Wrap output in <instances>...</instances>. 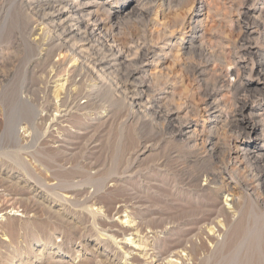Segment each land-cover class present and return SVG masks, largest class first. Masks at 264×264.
Instances as JSON below:
<instances>
[{"label": "bare ground", "instance_id": "bare-ground-1", "mask_svg": "<svg viewBox=\"0 0 264 264\" xmlns=\"http://www.w3.org/2000/svg\"><path fill=\"white\" fill-rule=\"evenodd\" d=\"M13 1L14 0H12V2ZM164 1L166 0H123V4L119 6L120 10L116 8L118 0H108L106 2L104 0H15L13 3L17 6L18 11L23 10L26 12L27 17H30L31 21L33 20L32 22L35 24L32 29L30 28L31 30L28 36H25L26 38H24L22 42H24V48L28 49L29 54L34 51L36 47H41L37 59L35 58L41 61V64L48 62L50 55L56 52L61 61L68 60L72 62L70 67L76 68L79 66V64L76 63L78 62L76 56H79L81 51L77 52V48L74 47L75 45L78 43H82L81 45L91 44L89 49L93 54L96 52L94 44L102 46L97 49V51H100L98 57L100 54L102 57L96 60L95 58L97 56L94 57L93 69L95 70V74H98L100 77H107L108 75H115V77H117L121 75L124 81H119L118 84H121L118 85V88H125L122 92H126L127 87L131 89L130 92H127L130 96H125V99H130V103L128 99L129 106L127 108L132 110V115L136 117L140 114H148L162 121L163 125L171 130V133L185 135V139L190 142L196 137V130L192 132L187 131L189 125L188 118L186 116L180 118L178 115L179 110L172 107L174 105L169 107H167L168 105L156 107L157 99L154 97L155 95L153 96L151 94L153 91H151V83L160 76L158 77L157 73L154 71V73H148V67L154 62L156 63V59L160 56L159 52L161 50L159 49H161V47H158V44L161 43V41L167 40L169 36H173L177 31H181V29L191 33V39L188 41L189 50H196L200 54L206 50L204 47L205 35L203 28L204 22H207V18H203L205 13H202L205 3H207L206 0H182L188 7L186 8L187 11L184 13V17L180 20L178 19L179 14H177V16H175L178 20L174 17L172 21H161L158 19L157 9L153 18L148 19L152 21L151 25L153 27H159L158 30L149 31L145 29V31H143L144 34H141L142 37L137 44L131 40V45L122 47L120 43L121 37L125 35L123 34V27L126 24H130V21L134 18L133 16L141 15L144 10H149L147 8L154 10L152 8L164 7ZM126 9H128V11H125ZM167 10L170 11V9ZM210 11L208 10L206 13ZM29 14H31V16ZM241 14L242 12H240V15ZM181 16H183V14H181ZM249 24L254 30L253 33L255 37L253 39L251 38V41L247 36L240 34L239 41H241V45L237 47V50L235 49L233 60L228 62L226 68L220 69L219 75H215L216 79L214 81L211 80L212 88L199 89L200 97L197 103V110L198 112H202V115L204 114L208 119L210 118L209 120L207 119L208 121L214 124L221 123V135H217L218 132H216L215 125L213 126L214 128L211 126L207 132H205L206 134L201 143L203 149L202 155L204 156H215L220 149V139L222 140L223 135H227V133L232 134V130L236 128V126L239 127V125L240 131H237L238 133L237 135L235 133V136L233 133L232 137H247L253 134L255 140L262 142L259 150H256L259 152H248L242 157L244 160H252L251 162L248 161L250 167L255 166L256 169H259L252 170V168H248L250 170V178L248 179V185H246L249 188V194L245 195V197L247 196V200L249 201L248 211L251 221L250 224H247L245 232L248 236L259 237L264 241V206L262 205L261 210L258 209L261 196L263 197L264 195V113L257 114L253 111L246 113L244 110L245 102L242 104L240 102V105L234 103L229 111H225L227 107L225 105L219 106L216 99L218 86L222 88L226 87L234 93L242 92L244 80L249 76H254L262 82V87L258 90V93H256L258 95L257 97L264 100V48L259 45V40H261V42L264 41V15H259L258 18L255 16L251 23H246L247 30L244 28V33H247L248 36L252 33L248 30L250 27H247V25L249 26ZM225 37L221 39L224 43L227 41ZM194 39L200 41L199 45L196 47L193 45ZM231 46H233V43ZM233 47H235V45ZM102 48L106 50L105 53L102 52ZM134 49L137 50L135 56L136 61L133 68L130 69V56ZM231 51L232 50H230V52ZM133 53H135V51ZM94 55H97V53ZM177 56L175 57L176 60L179 59H177ZM240 59L243 61L241 62ZM244 59L246 60L244 61ZM54 65L51 67L52 70L50 71L54 72L53 68H58L61 64L59 63L57 66ZM122 69H124V73H121L122 71L120 72ZM192 69L194 70V74L197 73V82L201 81V75L204 73V70H202L203 68L195 67ZM26 71L23 69V82L19 87V91L24 86L27 75ZM160 74L162 75V73ZM229 77H234L235 82L233 84L229 83ZM207 81L206 85L209 87L208 83L211 81L210 79ZM51 83H53V85L49 88L47 87L48 89L46 88L43 92L44 97H42L44 99V105H40L43 115L41 114L38 120L41 121L42 134L45 138L49 136L48 141L53 144L51 147L54 149V153H61L60 147H62V144L68 142V140H66L67 138L70 141L74 138L83 136L86 134L84 131L85 129L93 127L94 122H98L99 124V122H102L101 120L103 118H109L108 115L111 111L104 108L99 115L90 118V121H93V123L87 126L81 123L80 120L74 119L75 121L73 123V120H71L73 114L81 112L78 114L79 116L88 117L87 110L91 102L84 101L77 104L74 103L75 98H71V102L68 101L70 97L69 91L76 90L80 87L79 85L76 86L75 82H69L68 78H60L59 76V78L54 79ZM92 87L95 88L96 84ZM98 88L99 87H97V89ZM123 94L126 95L125 93ZM245 98L246 97H244V100ZM13 105L15 111L18 110V112L8 119L0 137L4 135L14 142L18 149L16 153H18L19 150L25 147V142H28L27 139L31 138L32 140V134L28 132V130H31L33 133L38 130L37 125H39V123L35 124V120H37L36 117L39 115L36 114L37 110L35 111L36 107H34L33 103L27 102V100H17ZM179 105L178 103V106ZM21 116H25L28 121L26 126L20 127L21 129L19 130L16 127L18 124H15L16 119L14 118ZM73 124H82L84 128H77V126H73ZM70 126L74 128V130H71V134L66 133L65 130V128L69 129ZM55 127L59 128L54 129ZM171 138L173 137L171 136ZM29 142H31L30 139ZM46 143L47 140L43 141V145H47ZM145 144V142L143 145L138 144V149L133 155L128 156L127 171L130 170L129 168L132 167L133 164H138V162L141 161V155L145 152H149V147ZM195 145L196 144H194V146ZM152 146L151 150L153 149ZM140 148L141 155H138L137 153L140 151ZM237 148V145L233 148L235 149V155L232 154L230 151L231 149L226 151L229 155V161L231 158H239L238 156L240 154H238V152L242 151V149L240 150ZM14 155L16 154L14 153ZM198 157H200V155ZM198 157L196 159H198ZM13 158L17 161H14L16 162L15 164L19 165L17 167L21 166V170H19L23 171L26 179H23L24 184L22 187L16 186V190H19L18 193L16 191V193L10 192L9 188L11 186H6L9 187V191L7 192L8 195L11 196L10 198H12L10 201L14 199V203H11L10 206H4L0 200V264H51L54 262V259L56 260L55 264H203L205 260H209L212 256L220 254L224 247H226L225 245L229 233H235L238 229V227H234V225L238 222V215L240 214L239 207L243 195L241 193L239 196L237 193H239L242 187L235 183V185L226 183L221 172L217 174H211L210 172L206 174L203 173L206 184L198 186L199 192H209L215 208V212L213 211L214 214L211 212V214H209L210 217L205 221H199V225L195 230L183 232V230L177 226H170L171 223H167L168 221L165 222V219L150 217V209L147 211L144 210L142 202L139 204L138 202L130 204L127 199H122L120 196H112L115 192L123 189L122 186H125V182L120 178H115L111 180V184L107 185V181L111 176L109 172L104 174L96 172L95 175H92L88 171H85V176L77 182H73V180L67 178L66 175V177L57 182L46 183V177L43 178L41 172L47 174L50 169L43 168L40 173H36L33 167H31L30 162L20 159L19 154L13 156ZM48 160L53 164L56 159L50 156ZM15 164L12 165L15 166ZM230 164L231 163H229V165ZM232 165L234 166V163H232ZM58 167L57 173H63L64 175L71 170V168L68 170L69 166L68 168L63 165ZM79 169L81 168L79 167ZM2 170H5V168H2ZM127 171L125 173H127ZM6 172L9 173L8 171ZM1 180L4 179L1 178ZM31 180L32 182H30ZM4 182L6 183V181ZM17 183H15L14 186ZM33 183L38 184L39 188H44L49 197H43L39 200L37 198L38 190ZM6 184L8 185V183ZM87 186L90 188L89 190L86 188ZM4 189L2 191L7 190V188ZM57 191L63 192V194L60 195L56 193ZM2 195L3 192L1 194L0 191V199ZM220 196H224L223 202L219 200ZM19 209H21V211ZM38 211H42L46 215L45 221L47 222L48 229L44 232V235L38 234V229L35 230V219ZM220 218H222V220H220ZM55 235H58L61 239L53 243L52 239ZM19 236L23 237L24 245L22 246L21 257L15 260V257L10 253V249L14 250V244L17 242L16 239ZM262 250H260V256L263 259L262 264H264V250Z\"/></svg>", "mask_w": 264, "mask_h": 264}, {"label": "rangeland", "instance_id": "rangeland-1", "mask_svg": "<svg viewBox=\"0 0 264 264\" xmlns=\"http://www.w3.org/2000/svg\"><path fill=\"white\" fill-rule=\"evenodd\" d=\"M104 1L106 2L108 0ZM122 1L123 0H118L116 5L118 10H120L119 6L123 4ZM13 2L12 0H0V136L6 123L8 122V119L18 112V110L15 111L13 105L17 100H27V102L29 101L33 103L34 107H36L35 111L37 110L36 114L39 115L36 117L37 120H35V124L39 123V125H37L38 130H36L35 133L31 132V130H28V132L32 134V140L29 138L31 141L29 142V139H27L28 142H25V147L22 150H19L18 153H16L18 149L16 148V144L14 142L6 138L4 135L3 137H0V180L1 178L4 179L0 182L1 194L3 192L2 198L0 200L3 205L10 206L11 203H14V199L13 201H10L12 198H10L11 196L8 195L7 191L10 190V192L18 193L19 190H16L17 187H22L24 184L23 179H26L23 171H20L21 166L17 167L19 165L15 164L17 161L14 160L15 158H13V156L19 154L20 159L30 162L31 167H33L36 173H40V171H42L41 169L43 168L50 169L47 174L43 172V175L41 172L42 177H46V183L57 182L58 180L66 177V175L67 178L72 179L73 182H77L85 176V171H88L92 175H95L96 172H100V174L109 172L111 173V176L107 181V185L111 184V180L115 178H120L125 182V186H122L123 189L115 192L112 194V196H120L122 199H127L128 203L130 204H135L137 202L139 204L142 202L144 210L147 211L150 209V217L156 219H165V222L168 221L167 223H171V225H168H173L174 227L177 226L178 228L182 229L183 232H189L190 230H195V228L199 225V221H205L208 217H210L209 214H211V212L213 214L215 212L209 192L198 191V186L206 184L204 181V174L208 172L211 174H217L221 172V175L225 178L226 183L231 185L238 184L240 187H242L239 190V193H237L239 196L241 193L243 195L241 197V199L243 198V201L241 200L240 202L242 206L240 205L239 207L240 214L238 215V222L236 225H234V227L237 226L238 229L235 231V233H229L227 243L225 245L226 247H224L222 252L212 256L209 258V260H205L203 264H262L263 259L260 256V250H264V241L259 237L248 236V234L245 232L247 224H250L251 221L248 211L249 201L247 200V196L245 197V195L249 194V188L247 185L249 183L248 179L250 178V170L248 168H252V170H257L258 168L256 169L255 166V168L250 167L248 161L251 162L252 160H244L242 157L248 152H259L256 150H259L262 142L255 140L253 134L247 137H232L233 133L235 136V133L237 135V131H240L239 125V127L236 126V128L232 130V134L227 133V135H223L222 140L220 139V149L215 156L209 157L208 155H202L203 149L201 143L203 137L206 134L205 132H207V130L214 125L217 130L216 132H218L217 135H221L222 130L221 123L214 124L213 122L208 121L210 118L208 119L204 114L202 115V112H198L197 103L200 97L199 89L212 88L211 80L214 81L216 79L215 77L219 75L220 69L226 68L228 62L233 60L235 49L237 50V47L241 45V41H239L241 36L240 34L247 36L249 40L255 37L253 33L254 30L250 27V24L249 26L247 25V27H250L248 30L252 32L251 35L248 36L247 33H244V28L247 30L246 23H251L255 16L258 18L259 15H264V0H206L207 3H205V7L202 12L205 13L203 18H207V22H204L203 28L205 35L204 47L206 50L202 54L198 53L196 50H193L195 52L189 50L188 41L191 39V33H188L186 30L182 29L181 31H177L178 33H174L173 36H169L167 40L161 41V43L158 44V47H161V49L158 48L161 50L159 52L160 56L158 59H156V63L154 62L149 65L148 73L155 72L157 73L158 77L160 76L161 78H157L156 75L157 79L155 80L158 82L155 80L154 81L156 83L152 81L153 83H151V91H153L151 94L153 96L155 95L154 97L157 99L156 107H163V105H168L167 107H169L174 105L172 107H175L179 110L178 115L180 118L185 116L188 118L189 125L187 131L192 132L193 130H196V137H194V139L190 142L185 139V135L171 133V130L167 129L163 125L162 121L155 119L148 114H140L136 116L137 118L132 115V110L127 108L129 106L128 104L130 103V99L128 98L129 103L128 99H125V96H130V94H127V92H130L131 89L127 87L126 92H122V90L125 88H118V85L121 84H118L119 81H124L121 75L117 77H115V75H108L109 77H100L98 74H95V70L93 69V61L102 57L101 54L98 57L100 51H97L98 47L101 48L102 46L94 44L96 49L94 54L97 53V55H94L89 49L91 44L81 45L82 43H78L75 45L74 47L77 48V52L81 51V54L76 56L78 60L76 63L79 64V66L76 68L70 67L72 62L68 60L61 61L56 52L50 55L48 62L41 64V61L36 60L41 47H36L34 51L30 52L29 54L28 49L24 48V42H22V40L28 36L29 31L35 24L32 22L33 20L31 21L30 17H27L26 12L23 10L18 11L17 6ZM163 6L164 7L160 6V8L158 7L156 9L152 8L154 10L147 8L149 10H144L141 15L133 16L134 18H132L130 24H126L124 26L125 28L123 27V34L125 35L122 34L123 36L121 37L120 42L121 46L124 47L131 45V40L137 44V42L140 41L139 39L142 37L141 34H144L143 31H145V29H148L149 31H155V29L158 30L159 27H153L151 25L152 21L149 20L153 18L155 12L158 11V19L161 21H172L174 17L177 19V14L180 15H178V19L180 20L184 17V13L187 11L186 8L188 7V5H185L182 0H166L164 1ZM208 7L211 9V11ZM166 8L170 9V11ZM208 10L210 12L206 13ZM125 11H128V9ZM240 12H242L241 15ZM181 14H183V16H181ZM29 15L31 16V14ZM224 37L228 42L226 41V43H224L221 40L224 39ZM259 42L260 47L264 48V41L261 42V40H259ZM199 43V40L194 39L193 45L195 47L198 46ZM232 43L233 46L235 45V47L231 46ZM230 50L232 51L230 52ZM105 51L106 50H103L102 52L105 53ZM134 51L135 53H133ZM136 53V49L132 50V54L130 56L131 65H129L130 69L135 65ZM177 53L180 57L177 56ZM27 56L29 59L31 56L32 57L29 60ZM176 56L177 59L179 58L178 60H176ZM94 57H96L95 60ZM240 60L241 62L243 61L242 59ZM245 60L246 59H244V61ZM59 63L61 65H58V68H53L54 72L50 71L52 70L51 67L54 64V66H57ZM199 66L203 68L202 70H204V73L201 75V81L197 82V73L194 74V70L192 68H200ZM23 69L25 71L27 69V75L24 86L19 91V87L23 82ZM120 72L124 73V69L120 70ZM160 73H162V75ZM59 76L60 78H68L69 82H75L76 86H80L76 90L69 91V102H71V98H75L76 100L74 99V103L77 104H80L84 101L91 102L89 103V109L87 110L88 117L85 118L84 116H79L78 114L81 112L76 113L77 115L73 114L71 119L73 120V123L75 120H80L81 123L87 126L88 124L93 123V121H90V118L99 115L101 111L104 110V108H107L111 112L108 115L109 118H103L101 120L102 122H99V124L98 122H94L93 127L85 129L84 131L86 134L83 136L74 138L70 141L67 138L66 140H68V142L62 144V147H60L62 152L54 153V149L51 147L53 144L48 141L49 136L45 138L42 134L43 131L41 129V121L38 120V118H40L41 114L43 115L40 108L44 105L43 92L47 87L49 88L52 86L53 83L51 82L54 79L59 78ZM209 79L211 82L208 83V87L206 83ZM234 80V77L228 78L229 83L233 84L235 82ZM94 84H96L95 88L92 87ZM97 87L99 88L97 89ZM261 87V80H258L254 76H249L244 80L242 92L234 93L226 87L222 88L218 86L216 99L219 103V106L225 105L227 107L225 108V111H229L234 103L240 105V102L241 104L245 102L244 110L246 113L253 111L257 114H263L264 100L257 97L258 95L256 94ZM244 97H246V101L244 100ZM178 103L181 106H178ZM101 106L104 107L102 108ZM14 119H16L15 124H18L16 127L19 130L22 127H25L28 121L25 116L16 117ZM84 125L73 124V126H77V128L80 129L84 128L82 127ZM73 126H70L69 129L65 128L66 133H70L71 130H74ZM56 128L59 127H55L54 129ZM171 136L173 138H171ZM46 140L47 145H43V141ZM144 142L146 143L145 145L149 147V152H145L143 155H141L140 148V151L137 153L138 155H141V161L138 162L139 165L133 164L132 167L129 168L130 170L127 171L129 161L128 156L133 155V153L139 147L138 144L143 145ZM194 144L196 145L194 146ZM235 145H237L240 150L242 149V151L238 152V154H240L238 156L239 158H231L229 161V155L226 151L231 149L230 151L235 155V149H233ZM151 146L153 148L152 150ZM14 153L16 155H14ZM47 155L48 158L52 156L54 159H56L53 164L49 162ZM199 155L200 157H198ZM196 156L199 160L196 159ZM229 163L231 164L229 165ZM232 163H234V166ZM12 164H15L16 167ZM60 165H63L64 167L66 166V168L69 166L68 170H70V168L71 170L65 175L63 173H57V169H59L58 166ZM79 167L81 169H79ZM2 168H5V170H2ZM126 171L127 173H125ZM4 181H6L8 185ZM30 182H32V180ZM15 183L17 184L14 186ZM33 184L38 190L37 198L39 200H41L43 197H49V195L46 194L47 192L44 190V188L41 186V188H39V185L36 183ZM6 186H11L12 188L10 187V189ZM1 188H7V190L2 191L3 189ZM86 188L88 190L90 189L88 186ZM56 193H59L60 195L63 194V192L60 191H57ZM219 200L223 202L224 196H220ZM259 204L260 206L258 209L261 210L262 205L264 206V195L263 197L261 196ZM19 210L21 211V209ZM35 220V230L38 229V234L44 235V232L48 229L47 222L45 221L46 215L44 212L38 211ZM220 220H222V218H220ZM60 239L61 238L58 235H55L52 240L53 243H56L57 241H60ZM16 241L17 242L14 244V250L10 249V253L15 257V260L21 257L22 246L24 245L22 236H19ZM53 261L54 262L51 264H55L56 260L54 259Z\"/></svg>", "mask_w": 264, "mask_h": 264}]
</instances>
